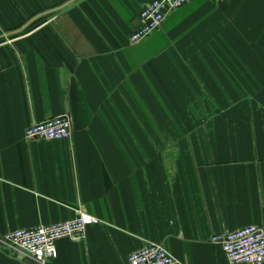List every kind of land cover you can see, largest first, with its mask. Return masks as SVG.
Segmentation results:
<instances>
[{
    "label": "crops",
    "instance_id": "1",
    "mask_svg": "<svg viewBox=\"0 0 264 264\" xmlns=\"http://www.w3.org/2000/svg\"><path fill=\"white\" fill-rule=\"evenodd\" d=\"M151 0H0L1 237L95 216L50 264H228L210 237L264 230V0H188L130 43ZM67 113L69 140L25 139Z\"/></svg>",
    "mask_w": 264,
    "mask_h": 264
},
{
    "label": "built area",
    "instance_id": "2",
    "mask_svg": "<svg viewBox=\"0 0 264 264\" xmlns=\"http://www.w3.org/2000/svg\"><path fill=\"white\" fill-rule=\"evenodd\" d=\"M188 0H151L139 12V26L131 33L134 44L147 38L163 23L166 15L181 8ZM221 2L222 0H212ZM72 121L67 113L36 122L24 130L25 139L69 140ZM100 224L93 215L78 211L74 218L53 225L15 229L4 233L1 241L16 254L29 256L40 264H50L57 257L56 242L61 239L82 241L88 226ZM212 244L218 245L228 264H264V230L250 225L232 232L213 235ZM127 264H177L178 261L157 243H147L131 253Z\"/></svg>",
    "mask_w": 264,
    "mask_h": 264
}]
</instances>
